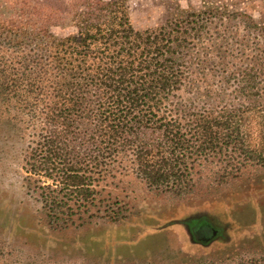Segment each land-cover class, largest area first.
I'll use <instances>...</instances> for the list:
<instances>
[{
	"label": "trees",
	"instance_id": "1",
	"mask_svg": "<svg viewBox=\"0 0 264 264\" xmlns=\"http://www.w3.org/2000/svg\"><path fill=\"white\" fill-rule=\"evenodd\" d=\"M180 1L161 24L137 29L126 0H0V120L7 112L3 119L26 139L23 188L51 229L136 214L111 190L121 176L182 197L193 192V170L203 160L217 164L224 179L247 166L264 168L262 61L250 58L234 75L239 98L185 95L205 88L195 76L201 59L215 54L207 21L227 16L229 1L241 2L261 9V34L264 5L201 0L184 8ZM226 256L127 260L264 264V256ZM20 258L0 254V264H24Z\"/></svg>",
	"mask_w": 264,
	"mask_h": 264
},
{
	"label": "rangeland",
	"instance_id": "2",
	"mask_svg": "<svg viewBox=\"0 0 264 264\" xmlns=\"http://www.w3.org/2000/svg\"><path fill=\"white\" fill-rule=\"evenodd\" d=\"M130 18L137 29L155 27L171 15L176 0H126ZM255 3L264 5V0ZM182 7H199L201 0H181ZM229 14L208 20L205 36L214 43L212 58L201 59L195 76L205 80L201 94L186 92V97L239 98L234 75L253 58L264 63V33L259 7H242L228 2ZM71 29V28H70ZM54 29L55 32H68ZM198 54L199 52L196 51ZM198 59L196 61L197 64ZM260 73L264 81V65ZM264 98V96H262ZM217 102V101H215ZM0 120V254L21 257L24 264H97L109 259L116 263L127 259L174 255L181 259L191 254L228 256H264V168L244 167L242 172L222 178L212 160H203L193 170L195 187L186 196H174L149 190L134 175L118 177L111 185L114 196L137 212L119 222L96 219L91 224L53 230L38 218L33 201L23 188L21 153L26 146L18 131L3 118ZM2 174V175H1ZM219 178V179H218ZM207 219L215 225L216 235L200 240L195 231ZM205 221V220H204ZM4 222V225H3ZM202 232H200V235Z\"/></svg>",
	"mask_w": 264,
	"mask_h": 264
},
{
	"label": "flooded vegetation",
	"instance_id": "3",
	"mask_svg": "<svg viewBox=\"0 0 264 264\" xmlns=\"http://www.w3.org/2000/svg\"><path fill=\"white\" fill-rule=\"evenodd\" d=\"M199 221L197 222L196 221V225L197 224H208L209 225V233H205L204 229L202 228V225L201 226H198L197 229L195 230L197 232V236L199 237L200 240H209L211 238H213L215 235H216V232H215V225H213L211 222H209L207 219H198ZM205 220V221H204ZM200 232H202L201 234L203 235H200Z\"/></svg>",
	"mask_w": 264,
	"mask_h": 264
}]
</instances>
